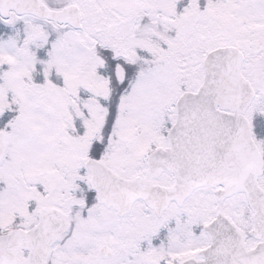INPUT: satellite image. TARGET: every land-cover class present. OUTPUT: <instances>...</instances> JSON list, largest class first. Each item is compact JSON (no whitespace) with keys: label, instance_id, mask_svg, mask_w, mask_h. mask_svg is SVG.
<instances>
[{"label":"snow or ice","instance_id":"obj_1","mask_svg":"<svg viewBox=\"0 0 264 264\" xmlns=\"http://www.w3.org/2000/svg\"><path fill=\"white\" fill-rule=\"evenodd\" d=\"M0 264H264V0H0Z\"/></svg>","mask_w":264,"mask_h":264}]
</instances>
